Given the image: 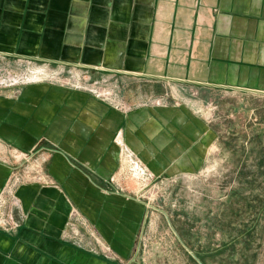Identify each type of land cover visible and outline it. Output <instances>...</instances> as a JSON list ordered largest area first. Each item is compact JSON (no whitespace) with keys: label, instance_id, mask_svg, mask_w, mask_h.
<instances>
[{"label":"crops","instance_id":"1","mask_svg":"<svg viewBox=\"0 0 264 264\" xmlns=\"http://www.w3.org/2000/svg\"><path fill=\"white\" fill-rule=\"evenodd\" d=\"M0 57L109 91L0 89V264H129L154 226L122 149L157 179L195 174L218 137L207 101L260 116L264 0H0Z\"/></svg>","mask_w":264,"mask_h":264},{"label":"rangeland","instance_id":"2","mask_svg":"<svg viewBox=\"0 0 264 264\" xmlns=\"http://www.w3.org/2000/svg\"><path fill=\"white\" fill-rule=\"evenodd\" d=\"M9 74L20 79L16 86L70 81L109 92L78 68L0 57V78ZM226 100L207 101L218 137L200 171L161 180L127 166L154 226L129 264H264V107L257 116Z\"/></svg>","mask_w":264,"mask_h":264},{"label":"built area","instance_id":"3","mask_svg":"<svg viewBox=\"0 0 264 264\" xmlns=\"http://www.w3.org/2000/svg\"><path fill=\"white\" fill-rule=\"evenodd\" d=\"M28 81H23L22 84H26ZM20 84V79L17 77V75L9 74L6 77L0 78V88L2 87H8V86H16ZM97 83H94L92 85H96ZM76 88H82L87 91L92 92L97 97L106 98L109 96V93H104L102 91L97 90L96 87H87L85 85H74ZM121 143V142H120ZM122 156L124 157L127 166L130 167V171L134 172V174L137 176H143V177H149L151 179V174L149 173L146 166L143 165V163L128 149H122Z\"/></svg>","mask_w":264,"mask_h":264},{"label":"bare ground","instance_id":"4","mask_svg":"<svg viewBox=\"0 0 264 264\" xmlns=\"http://www.w3.org/2000/svg\"><path fill=\"white\" fill-rule=\"evenodd\" d=\"M28 84V83H27Z\"/></svg>","mask_w":264,"mask_h":264}]
</instances>
